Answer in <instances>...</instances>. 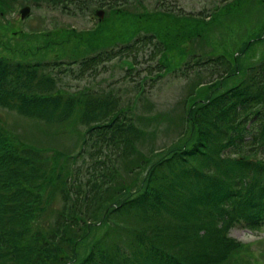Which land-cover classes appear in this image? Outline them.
Wrapping results in <instances>:
<instances>
[{
	"label": "trees",
	"instance_id": "16d2710c",
	"mask_svg": "<svg viewBox=\"0 0 264 264\" xmlns=\"http://www.w3.org/2000/svg\"><path fill=\"white\" fill-rule=\"evenodd\" d=\"M26 1L34 6L41 1L55 2ZM71 1L77 9L85 3ZM95 1L100 6L117 4L114 0ZM159 13L160 19H172L168 12ZM132 29L123 39L108 42L105 44L108 47L82 54L69 63L39 59L12 64L0 57V105L30 117L44 118L47 124L63 123L81 110L84 134L79 151L85 153L83 158H91L85 181L80 168L72 173L55 226L43 234L32 230L28 215L43 197L37 187L59 178V173L46 176V166L41 167L40 159L33 153L29 156V147L8 146L0 131V264H78L74 251L69 258L61 251L66 235L75 225L72 215L85 209L83 214L89 219L86 214L89 205L103 188L114 183L116 161L134 149L140 130L134 126L135 118L118 105V99L110 100L109 95H99L96 89L63 92L55 78L93 76L104 72L106 64L117 59L127 60L130 65L122 62V81H132L140 88L153 87L166 67L161 60L165 53L162 42L165 27L157 20L149 28L145 24ZM179 68L183 75L191 71L197 74L205 68L216 73L207 81L196 82L194 91L216 87L231 70L224 56L198 54ZM139 70L144 72L143 77ZM194 91L192 87L183 100L185 136L172 146L170 157L163 162L168 166L174 161L176 169L158 186L145 187L141 192L138 189L130 198L110 202L115 206L113 212L134 206L142 218L133 229L126 226L127 236L111 230L109 246L105 247L107 240H101L79 264H252L244 259L253 257L249 244L233 238L230 228L257 227L264 222V58L248 66L244 79L234 86L222 91L218 87L210 94L205 90L202 97ZM148 161L147 175L151 176L161 161ZM68 173L64 174L66 181ZM68 195L73 197L70 213ZM162 214H168L172 221L158 218ZM122 240L132 244L118 249L120 245L115 241Z\"/></svg>",
	"mask_w": 264,
	"mask_h": 264
},
{
	"label": "rangeland",
	"instance_id": "374dc122",
	"mask_svg": "<svg viewBox=\"0 0 264 264\" xmlns=\"http://www.w3.org/2000/svg\"><path fill=\"white\" fill-rule=\"evenodd\" d=\"M119 1L115 6L108 7V3L100 6L98 1L84 0V6L77 9L71 0H55L52 4L41 1L36 6L26 0H0V57L12 64L14 61L28 63L39 59L69 63L82 54L108 47L105 45L108 42L123 39L133 27L132 30L146 24L149 28L157 20L162 21L165 27V32L162 31L166 35L162 40L165 53L161 60L166 67L153 87L142 85L140 88L132 81H122L124 67L121 64L125 60L121 62L117 59L107 63L104 72L93 76L85 74L80 79H71L63 75L55 78L58 89L63 92H91L96 89L99 95H109L113 101L118 99V105L122 106L123 112L135 118L134 126L140 130L134 149L127 157H119L116 161L114 183L103 188L93 204L89 205L86 214L90 215L91 222L87 223L89 219L83 214L85 209L72 215L75 225L66 235L61 251L67 258L74 251L78 264L101 240H107L105 247L109 246L111 230L127 236L129 230L126 231V226L133 229L137 220L142 218L134 206H125L121 211L113 212L111 209L115 206L110 202L121 201L127 196L130 198L138 189L141 192L145 187L158 186L176 169L174 161L168 166L163 162L170 157L172 146L185 136L183 100L192 87L194 91L196 82L207 81L212 74L216 75L207 68L197 74L191 71L183 75L179 73V67L196 54L224 56L230 63L228 76L216 87L196 88L194 92L202 97L205 90L208 94L218 87L222 91L242 80L247 67L264 58V0ZM25 6H29V12L21 19L18 11ZM97 10H102L101 16L96 14ZM159 12H168L172 19H160ZM128 62L126 60L123 65L129 67ZM139 75L143 77L144 72L139 70ZM80 112L63 123L47 124L44 118L30 117L18 113L15 108L0 105V131L5 135V143L13 147H29V156L33 153L40 159V166H46V176L58 173L60 176L56 175L37 187L43 197L37 202L35 211L28 215L34 231L47 234L54 228L55 217L65 203L64 193L70 187L75 169L80 168L82 181L90 173L91 158H83L85 153L79 151L81 135L84 134L81 133L83 122ZM180 135V139L175 140ZM148 160L161 161L151 176L147 175ZM66 171H69L67 181L64 179ZM67 197L70 213L73 197ZM158 218L172 221L168 214ZM230 234L249 244L253 257H245V260L252 264H264V224L257 231L233 227ZM115 244L120 245L118 249L129 248L132 241H115Z\"/></svg>",
	"mask_w": 264,
	"mask_h": 264
},
{
	"label": "water",
	"instance_id": "95a60500",
	"mask_svg": "<svg viewBox=\"0 0 264 264\" xmlns=\"http://www.w3.org/2000/svg\"><path fill=\"white\" fill-rule=\"evenodd\" d=\"M28 6H25V8H22L21 10H20V13H21V16L22 17H24V15H26V13L28 12ZM98 15H102V12H100V11H98V12H96Z\"/></svg>",
	"mask_w": 264,
	"mask_h": 264
}]
</instances>
